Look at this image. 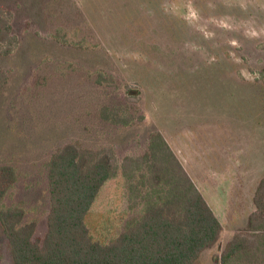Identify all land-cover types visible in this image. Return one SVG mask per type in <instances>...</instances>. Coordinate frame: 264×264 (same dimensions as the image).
I'll return each mask as SVG.
<instances>
[{
    "label": "rangeland",
    "instance_id": "374dc122",
    "mask_svg": "<svg viewBox=\"0 0 264 264\" xmlns=\"http://www.w3.org/2000/svg\"><path fill=\"white\" fill-rule=\"evenodd\" d=\"M19 41L0 56V166L18 180L3 206L47 231V165L69 143L142 156L159 131L223 225L195 264H216L254 211L264 177V0H0ZM130 90V92L128 91ZM120 109L114 123L104 109ZM122 173L87 224L118 236L131 209ZM0 264H14L0 224Z\"/></svg>",
    "mask_w": 264,
    "mask_h": 264
},
{
    "label": "trees",
    "instance_id": "16d2710c",
    "mask_svg": "<svg viewBox=\"0 0 264 264\" xmlns=\"http://www.w3.org/2000/svg\"><path fill=\"white\" fill-rule=\"evenodd\" d=\"M13 30L12 14L0 9V56L17 48ZM259 75L264 84V71ZM104 110L114 123H132L120 117L119 108ZM120 172L129 182L131 209L139 208V214L110 241L95 240L87 217L103 187ZM47 176L50 210L43 238L36 236V222L24 223L23 208L0 210L14 264H195L221 239L222 223L159 131L151 134L142 156H127L122 163L113 148L66 144L52 154ZM17 180L13 166H0V204ZM253 203L246 226L216 264H264V177Z\"/></svg>",
    "mask_w": 264,
    "mask_h": 264
}]
</instances>
